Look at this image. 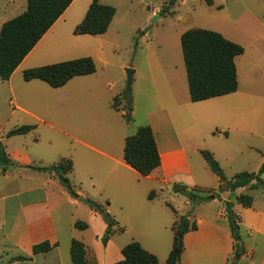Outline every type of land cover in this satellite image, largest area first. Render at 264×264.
<instances>
[{
  "label": "crops",
  "instance_id": "crops-1",
  "mask_svg": "<svg viewBox=\"0 0 264 264\" xmlns=\"http://www.w3.org/2000/svg\"><path fill=\"white\" fill-rule=\"evenodd\" d=\"M117 1L99 0L113 6L115 13L105 33L91 36L73 34L91 0H73L4 81L11 93V116L18 118L14 128H35L0 137L9 160L6 171H0V264H72V239L84 244L87 264L121 260V249L131 241L155 255L158 264H167L173 240L171 227L176 216L182 215L196 224V230L183 237L180 264H227L233 255V239L225 215L226 202L239 217L244 254L238 264H264L261 185L252 181L198 204L172 191L174 184L188 190L216 192L219 188L221 182L200 151H209L217 160L225 156L228 163L237 154L238 164L244 160L248 166L243 172L257 173L264 162V0L204 2L211 17L222 20L204 27L244 48L235 57L238 88L230 94L190 100L180 45V36L187 28L174 31L172 36L176 62L164 60L165 42L155 39L153 44L150 40L141 47L142 41L132 37L133 50L139 49L144 58L135 66H121L134 68L128 122L123 117L126 111L112 106L124 82L111 81L103 70L109 63L107 53L113 48L110 40L120 31ZM26 4L27 0H0V27L21 14ZM193 12L194 8L188 14L191 23L196 19ZM154 14L151 12L152 17ZM170 17L177 24L183 22L178 11ZM85 56L93 59L95 72L75 76L62 87L51 88L37 79L21 80L26 69ZM15 76L28 91L37 92L28 105L16 97L12 85ZM67 92L69 96L64 97ZM48 96L57 98L52 101ZM66 107L71 113L77 109L81 118L62 124L52 119L51 115ZM24 115L31 119L24 120ZM138 126L151 128L160 157L159 166L147 176L139 175L123 159L125 138ZM61 159L72 163L66 177L75 193L106 211L113 220L110 226L102 212L71 197L54 172L31 168L50 167ZM230 171L228 176L224 173L226 180L237 174L235 169ZM261 179L264 183V175ZM155 189L159 194L166 191L170 203L161 200ZM241 194L252 198L249 207L237 202ZM76 221L85 223L86 228H76ZM44 241L51 250L33 254L32 247ZM19 256L26 259L16 260Z\"/></svg>",
  "mask_w": 264,
  "mask_h": 264
},
{
  "label": "trees",
  "instance_id": "trees-1",
  "mask_svg": "<svg viewBox=\"0 0 264 264\" xmlns=\"http://www.w3.org/2000/svg\"><path fill=\"white\" fill-rule=\"evenodd\" d=\"M73 0H27L26 9L19 15L5 21L0 27V79L6 81L13 74L24 57L32 50L52 24L60 17ZM175 1V0H171ZM211 3V0H207ZM115 8L102 4L99 0H91L82 21L74 28V35H100L106 32ZM181 51L187 76L189 96L192 102L202 101L233 93L238 88L235 57L242 54L244 48L234 43L219 32L192 28L185 30L180 36ZM95 72V64L91 57H79L53 64L26 69L22 72L24 81L40 80L51 88L65 85L75 76L88 75ZM122 103L126 113L123 115L128 122L131 111L130 88L123 90L119 97H114L112 106L118 109ZM34 125H21L9 130L6 137L25 134L34 129ZM200 154L219 181L226 183L229 191L243 187L252 181L260 186L264 192V162L257 173L240 172L231 180H226L218 162L209 151H200ZM124 161L139 175L147 176L160 164V157L153 132L149 126H138L133 135L127 136L123 149ZM9 163L4 146L0 142V171L5 172ZM37 171L54 172L59 182L71 197L78 199L66 174L72 170L69 159H61L50 167H31ZM254 186V185H252ZM186 190L183 185L174 184L172 191L182 193ZM187 198L198 204L209 200L211 191L207 189H192ZM151 196V194H150ZM236 200L243 207H249L252 198L241 194ZM100 213V208L96 209ZM225 215L229 222L231 237L235 242L234 255L241 257L244 254L243 244L239 234V217L232 211L228 202L225 203ZM113 220L108 222L110 226ZM74 226L85 229L86 224L76 221ZM172 247L167 257V264H180L183 252V237L188 231L196 230V224L190 223L186 216H176L172 224ZM109 232V228L106 230ZM106 239H103L105 242ZM47 242H41L32 247V253L38 254L51 250ZM69 253L72 264H87L85 260V246L76 239L70 242ZM122 259L113 264H158L157 257L136 241H131L121 249ZM26 257H16V260H25ZM233 264H236L233 262Z\"/></svg>",
  "mask_w": 264,
  "mask_h": 264
},
{
  "label": "rangeland",
  "instance_id": "rangeland-1",
  "mask_svg": "<svg viewBox=\"0 0 264 264\" xmlns=\"http://www.w3.org/2000/svg\"><path fill=\"white\" fill-rule=\"evenodd\" d=\"M205 0H118V18L120 21L118 22V26L120 27V31L112 36V40L110 42L113 43V48L111 51L107 53L108 66L106 63V67L100 66L99 68H103L107 76H110L111 81L114 79L123 80L124 86L123 90L127 89V77L125 68H134L128 66L125 68H121L122 64L127 63L128 65L134 64L137 62L139 58H144L142 56L141 51L133 50V38H138L142 41L139 44L143 47L146 42L152 40V43L155 44V39L159 42H165V52H164V60L171 62L177 61V50L175 46V41L173 40V33L176 30H180L181 28H204V26H208L210 24L218 23L220 24L222 20L218 18L211 17L212 13L206 9ZM147 7L150 9V13L145 9ZM194 8L195 21L191 23L188 18V14L191 13ZM178 11L180 16L183 19V22L177 24L173 18L170 17L173 12ZM151 12L155 13L154 17L151 16ZM156 18V20H155ZM145 33V34H144ZM154 39V40H153ZM94 46V45H93ZM161 47V46H160ZM135 60H134V57ZM87 57V56H85ZM90 57V56H88ZM95 64V63H94ZM18 76H15L12 81V85L16 94L17 99L21 104L28 105L32 102V98L36 95V91L31 92L28 91L25 86L20 84V80ZM132 78V77H131ZM23 78L21 77V80ZM163 84V83H162ZM166 86V83L163 84ZM131 86V84H130ZM164 86V87H165ZM131 90V87H129ZM123 92V91H122ZM69 96V92L65 93L64 97ZM49 97V96H48ZM11 98V93L9 87L6 82L0 79V137L5 136L6 132L14 128V125L18 122V118L12 115L13 107L9 104V99ZM55 96H50L49 99L54 101ZM118 106H120L118 104ZM31 108L32 107H25ZM119 109H124V107H118ZM52 119H54L57 123L62 124L65 122L75 121L77 122L80 117L77 109H75L72 113L70 107H66L65 111H61L56 115H51ZM24 120L31 119L27 116H23ZM21 126V125H20ZM13 127V128H11ZM18 127V126H17ZM219 130V129H218ZM214 157V156H213ZM223 173H226L228 176L231 174L230 169L237 170V173L243 172L242 168L248 167L246 162L243 160L241 164H238L239 156L235 154L233 160L226 161V157L224 156L220 160L215 159ZM238 164V165H237ZM235 165V166H233ZM246 166V167H245ZM209 168V167H208ZM210 170V169H209ZM211 171V170H210ZM211 174V172H209ZM236 174V173H235ZM209 175V174H208ZM213 175V174H212ZM224 183V182H222ZM221 186V185H220ZM219 188L216 192H212L210 194H202V195H224L230 193L231 191L222 190ZM184 191H190L188 189ZM184 191L182 193H178L180 196H184ZM156 195H159V198L163 200L164 198L167 202L168 200L167 192H161L159 194L158 190H154ZM189 193V192H188ZM151 194V193H149ZM187 196V195H186ZM209 201V200H208ZM231 205V203H228ZM157 206V204H154ZM103 211V209H102ZM81 230V229H80ZM106 233H108L106 231ZM105 236V234H104ZM235 242L233 241V255L228 259L227 264H233L235 262L238 264V259L240 257H235L234 255ZM243 259L242 257L240 260Z\"/></svg>",
  "mask_w": 264,
  "mask_h": 264
},
{
  "label": "water",
  "instance_id": "water-1",
  "mask_svg": "<svg viewBox=\"0 0 264 264\" xmlns=\"http://www.w3.org/2000/svg\"><path fill=\"white\" fill-rule=\"evenodd\" d=\"M155 20H156V18H155ZM125 72H126V77H127V80H126L127 81L126 88H129L130 87V84H131V76L133 74V69H131V68H125ZM220 189H222V190H228V186L226 185V183H221ZM184 194L185 195H188L189 193L187 191H184ZM209 197H210V199H213L214 198L213 195H210ZM78 201L81 202V203H83V204H86V205H88L90 207H93L94 209H98L99 208L98 205L95 202H93V201H91L89 199L84 198L82 195H79L78 196ZM102 216L105 219V221H107V222H109L111 220L110 215L106 211H103L102 212ZM239 244H241V242H239Z\"/></svg>",
  "mask_w": 264,
  "mask_h": 264
}]
</instances>
